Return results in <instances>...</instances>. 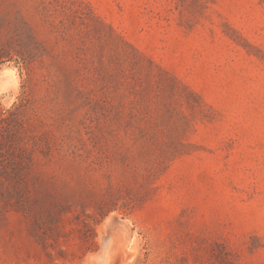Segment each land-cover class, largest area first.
I'll use <instances>...</instances> for the list:
<instances>
[{
    "label": "rangeland",
    "instance_id": "374dc122",
    "mask_svg": "<svg viewBox=\"0 0 264 264\" xmlns=\"http://www.w3.org/2000/svg\"><path fill=\"white\" fill-rule=\"evenodd\" d=\"M0 109V264H264V0H0Z\"/></svg>",
    "mask_w": 264,
    "mask_h": 264
},
{
    "label": "trees",
    "instance_id": "16d2710c",
    "mask_svg": "<svg viewBox=\"0 0 264 264\" xmlns=\"http://www.w3.org/2000/svg\"><path fill=\"white\" fill-rule=\"evenodd\" d=\"M11 114L9 110L0 109V225L10 210H24L27 218L36 217L30 207L31 200L25 181L31 169V158L27 157V162L20 165L16 160L15 136L11 131L3 133L1 130L2 123H5ZM5 146L11 150L10 153L6 151Z\"/></svg>",
    "mask_w": 264,
    "mask_h": 264
},
{
    "label": "water",
    "instance_id": "95a60500",
    "mask_svg": "<svg viewBox=\"0 0 264 264\" xmlns=\"http://www.w3.org/2000/svg\"><path fill=\"white\" fill-rule=\"evenodd\" d=\"M104 247H106V246H104ZM99 258H100V259H103V256H102V254H100V255H99Z\"/></svg>",
    "mask_w": 264,
    "mask_h": 264
}]
</instances>
